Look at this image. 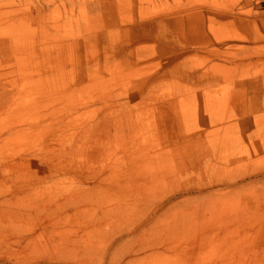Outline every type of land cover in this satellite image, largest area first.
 Wrapping results in <instances>:
<instances>
[{"label": "rangeland", "instance_id": "rangeland-1", "mask_svg": "<svg viewBox=\"0 0 264 264\" xmlns=\"http://www.w3.org/2000/svg\"><path fill=\"white\" fill-rule=\"evenodd\" d=\"M0 264H264V0H0Z\"/></svg>", "mask_w": 264, "mask_h": 264}]
</instances>
